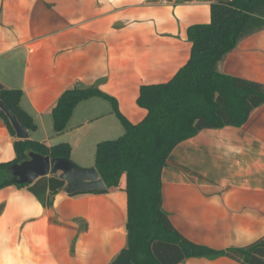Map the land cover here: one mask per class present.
I'll use <instances>...</instances> for the list:
<instances>
[{"label": "crops", "instance_id": "obj_1", "mask_svg": "<svg viewBox=\"0 0 264 264\" xmlns=\"http://www.w3.org/2000/svg\"><path fill=\"white\" fill-rule=\"evenodd\" d=\"M214 1L0 0V84L22 91L20 106L36 126L30 140L67 143L71 162L93 168L85 164L96 145L118 131L106 118L111 104L79 102L56 135L49 130L58 97L74 86L96 88L128 121L141 122L139 88L164 84L185 65L186 31L209 22ZM218 63L225 75L264 84V31ZM15 139L0 120V163L14 159ZM124 189L125 176L107 194L70 197L62 189L50 207L26 188L1 189L0 264H108L126 246ZM161 190L172 226L192 243L223 251L264 239V105L238 129L202 130L175 147ZM182 264L239 263L223 257Z\"/></svg>", "mask_w": 264, "mask_h": 264}, {"label": "trees", "instance_id": "obj_2", "mask_svg": "<svg viewBox=\"0 0 264 264\" xmlns=\"http://www.w3.org/2000/svg\"><path fill=\"white\" fill-rule=\"evenodd\" d=\"M207 24L190 26L186 31L191 45L185 65L164 84L139 88L136 104L145 117L133 124L120 114L117 102L96 88L74 86L64 91L51 110L53 132L66 130L68 120L79 102L99 97L111 104L123 134L95 147L94 166L105 188L78 194H107L118 188L125 176L126 242L108 264H182L187 259L215 260L226 257L239 264H264V239L241 248L216 251L185 239L172 226L162 208L161 178L166 161L175 147L197 136L202 130L238 129L255 109L264 105V84L234 78L218 69L238 43L264 31V0H215ZM21 90L3 88L0 101L30 132L36 126L21 108ZM0 120L11 137L15 133L0 111ZM14 159L0 163V190L7 186L26 188L43 207L65 186L58 175L41 177L31 185L12 182L8 169L27 160L29 152L70 160V146L59 143L48 147L25 139L13 142Z\"/></svg>", "mask_w": 264, "mask_h": 264}, {"label": "water", "instance_id": "obj_3", "mask_svg": "<svg viewBox=\"0 0 264 264\" xmlns=\"http://www.w3.org/2000/svg\"><path fill=\"white\" fill-rule=\"evenodd\" d=\"M3 88L0 84V91ZM0 111L5 114L11 124L16 139L21 141L28 139V131L1 101ZM27 158L21 164H13L8 169L12 182L18 186L31 185L47 175H58V178L65 183L63 190L67 195L105 188L103 181L94 168H81L67 159L50 158L32 152L27 154Z\"/></svg>", "mask_w": 264, "mask_h": 264}, {"label": "rangeland", "instance_id": "obj_4", "mask_svg": "<svg viewBox=\"0 0 264 264\" xmlns=\"http://www.w3.org/2000/svg\"><path fill=\"white\" fill-rule=\"evenodd\" d=\"M98 100V102L99 103H102L103 104V106H105V107H109V104L107 103V101L105 100L104 101V99H99V97L97 98ZM109 109V108H108ZM107 119L109 118L110 120H113V122L115 123V128H117L118 129V131L117 132H114V133H112V134H110V135H106L105 134V136L106 137H103L104 139H101V141H99V142H103V141H112L113 139H117L118 137H120L122 134H123V129H122V126H121V124L119 123V120H116V118H115V116L112 114L110 117H106ZM110 120H108V121H110ZM53 124V123H52ZM50 132L51 131H53L52 129H50L49 130ZM31 132H33V131H30V134H32ZM92 140H93V138H92V135H94V132H92V131H90L88 134H87ZM84 137V136H83ZM29 139H33V136L31 135L30 137H28ZM82 144V143H81ZM84 150H86V149H84ZM94 152H95V150H94ZM89 153V152H88ZM87 154V153H86ZM94 155V153L92 154V156L90 157V159H89V162L87 163V164H85V165H88V164H91V163H93L92 165H94V158H95V156H93ZM75 164V163H74ZM77 164V163H76ZM75 164V165H76ZM77 165H79V164H77ZM84 165V164H83ZM80 166V165H79ZM81 168H86V167H82V166H80Z\"/></svg>", "mask_w": 264, "mask_h": 264}]
</instances>
